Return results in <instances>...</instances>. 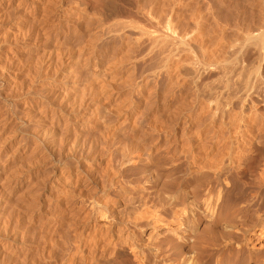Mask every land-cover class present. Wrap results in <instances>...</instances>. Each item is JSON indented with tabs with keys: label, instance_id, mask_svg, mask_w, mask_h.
Returning a JSON list of instances; mask_svg holds the SVG:
<instances>
[{
	"label": "bare ground",
	"instance_id": "obj_1",
	"mask_svg": "<svg viewBox=\"0 0 264 264\" xmlns=\"http://www.w3.org/2000/svg\"><path fill=\"white\" fill-rule=\"evenodd\" d=\"M40 1L41 0H34L33 1L35 3V4L33 3L35 5V7H34L35 10H41L42 11L41 6H43V5H41V2H43V0L41 2ZM49 1L51 3V0H49ZM49 1H46L45 3L47 4V2H49ZM54 1L55 0H53V2ZM56 1H58V0H56ZM61 2L62 1H60V3ZM45 3H43V4H45ZM56 4H57V2H56ZM106 4H107V2H106ZM53 5L50 4L51 7L46 6V8H45V6H43L45 9V12H46V13L43 12V14L41 13L43 17L40 20H42L43 24L48 22L49 19H53L52 17L56 16V15H54V13L58 12L59 10L64 11L65 14L67 13L68 9L64 10V8H65L64 5L58 6L59 5L58 4L57 8L55 6L52 7ZM62 15H64V13H62ZM35 20H38V19H35ZM37 22L39 23V20ZM34 23H35V21H34ZM43 27H44V25H43ZM43 27H41V28L43 29ZM47 29H48V27H47ZM262 32L258 35H255V37L258 39L257 40L258 44L255 42L256 40L255 41L252 40L254 35H253V37L251 36L252 38L250 37L245 43L247 44V42L250 39H251L250 44L254 41V43L257 44L256 46L258 47L257 49L259 50L258 53H260V55L262 57H264V34H263L264 32L263 33ZM245 40H246V38H245ZM234 43H236V42H234ZM244 44H242V45H244ZM236 48H238V47H236ZM51 49H53V48H51ZM232 49H233V47H232ZM53 50L50 52L48 51L49 52L48 55L46 54L47 58H48V62H49V63H47V65L50 67H51V65H53L54 57L57 53V50H59V49H56L54 51ZM237 50L238 49H236V51ZM239 51L241 52V49ZM240 52H238V53H240ZM77 55H78V53H77ZM30 57H32V56H30ZM61 57H63V55ZM203 57H204V55H203ZM166 58H168V57H166ZM175 58H176V56H175ZM38 59H39V57H38ZM263 59H262V61H263ZM115 61L117 62V60H115ZM178 61H179V59H178ZM204 61H205V59H204ZM233 61H235V60H233ZM122 62H123V60H122ZM134 62H135V60H134ZM58 63H60V62H58ZM125 63H128V62H125ZM162 63L160 62V64H162ZM201 63H202V60H201ZM228 63H231V61L229 60ZM228 63H227V65H228ZM97 64H96V62H95V64H93V62L92 63L89 62V65L87 66L88 68L91 69V71L89 70V74H90V72H91V75L93 73L95 75L94 77L95 78L97 77V79H99L98 81L102 80L105 83L107 80L106 79L107 78V76H106L107 71L105 74L104 73L105 71L103 69L101 70V68H100L101 66L99 67V65H97ZM110 64L112 65L113 63H110ZM200 65H202V64H200ZM72 66H74V65H72ZM195 66L197 68L196 67L193 68L194 66L191 67V65H190V67L188 69L190 74L188 73L189 74L188 77L190 78V75H192L191 77H193V76L196 77V79L198 81L200 78H203L204 76H206L203 74L207 73L206 71H208V70H207V67H205V66H200V67L197 65H195ZM259 66H260V64H259ZM176 67H177V65H176ZM183 67H184V65H183ZM230 67L231 66H229V68ZM106 68H107V66H106ZM229 68H228V66L226 67L227 72H228ZM119 69H121V68H119ZM226 69H223V67H222L221 70H226ZM230 69L232 70V67ZM244 69H246V68H244ZM33 70H35V69H33ZM56 70H57V68H56ZM238 70H239V68H238ZM66 71H67V73L66 72L62 73L61 76H57L56 78L54 76H56L58 73L56 74L55 71L53 73L49 72V73H51L50 78L54 75L53 76L54 79H52V83L50 82L51 88L48 90L46 89L47 90L46 91L45 87L48 85L50 86V84H46V86L43 85L44 86L43 91L45 92V95L48 96V94H51V95L53 94L52 97L55 96L56 98H60L59 99V100H61L60 102L55 101V104L57 105V107L56 106L55 107L58 109L57 110L54 109V111L53 110L50 111V110H48V108H46V109L44 108V106L46 107V105H44V106L37 105L38 102L40 101V99H39L37 104H36L37 106H35L36 108H35L34 114L32 116L33 117L32 122H34V124H33L34 130H32L31 132H32V135L34 136V137L32 136L34 138L33 139V142H34L33 145L34 146H27L29 144V142H28V144L26 143L27 140L24 142L18 141L19 145L17 146V149L15 150L17 152V156L20 158H23V157H25L24 154L31 149V152L29 154L30 155L29 161L26 162L27 164L21 162L23 159L21 161H19L20 159L18 160L19 167H16V169L18 168V172L16 171L17 176L16 177L14 176V178H17L16 182H17L19 187H21L24 184V180L26 178L27 172L29 173L28 177L31 181V188H30L31 190L30 189H28V190L31 191V193H30L31 196L30 195L29 196L31 197V201H30L31 202V205H30L31 209L30 210H32V211H30V212H32V213H30V212L29 213H30V216H32L30 218H32V224H31L32 225V228H31L32 229V232H31L32 239L31 240H33V241H31L32 242L31 243L32 244L31 245L32 246V253H31V255L29 254L31 256V258L28 257V258H30V262H28L29 260L27 261L29 264H211L212 256L214 257V255H215L214 264H242L241 257L244 253L247 252V254L248 253L253 254L255 251L264 250V145L263 146H258V145L256 146L254 144L255 146H245V145L244 146H241V145L238 146L239 144L237 145V144H235V142L244 144V142H242L244 140L239 141V142L235 141L234 136H232V137L234 139L233 141H235V142H232V143H234V145H237V146H234L233 144H232L233 146H213L214 141H212V139H211V141H212L211 144H213V145L211 146L209 144L210 142L208 143L209 136L207 138V135L211 131H209L206 135V132L208 131L207 125L209 123L206 125V123L203 121L207 122L206 118L208 116H205V115L207 114L206 112L208 110V105H209L208 99H210V98H208V97H210V95L213 92L215 93V91H211L210 88H212V90H213L218 85H216L214 88V87H210V85L207 86V84L206 85L203 84L205 82H203V83L201 82L200 83L201 85L198 88H196V86H195V85H197L196 80L194 79L195 82L192 80L195 83V85H194L195 88L198 91H196L194 89L193 90L196 91V93L197 92L201 93L203 96L201 95L200 98L201 97H203V98L201 99L200 103H199V101H197V99H195V102L197 101L199 103V104L197 103L198 104V108L196 107L197 110L193 107L188 108L189 106L185 104L186 106H188L185 108L189 109V110L187 109V112H186V117L188 118V122L186 121V123L188 124V126L191 129L195 128L197 130V133H195V135L196 134L197 135L196 136L194 135L195 138H193V139L189 138L188 142L186 140L184 141L183 139L186 138V136L190 135L189 134L190 132L187 134L186 131H184V130L182 131L183 128L185 129V126H184L181 129V132H185L184 134H186V135L184 136L183 133L180 135L179 134L176 135L177 137L183 135V137H181V138H183L182 140L184 142L183 141L179 142V143H184L183 145L180 144L181 146H171L173 143H175V141L174 142L172 141L171 142L172 144L169 142L170 146L168 144H167L168 145L167 146L165 144L166 140H163V141H165L164 142L165 145L161 146L158 143L159 142L158 139H161V138L156 139L157 137L156 138L153 137L154 135L152 134V132L157 133V134H159V132L162 133V131H164L165 122L168 121L170 123V120H167V119L165 120V118H167V115L169 113L171 114L169 108H172V106H173L172 111H173V109H174V111L176 110V105H174V104L171 105L173 100L168 101L167 99H165L166 97L163 100L158 99V103L155 106L156 108L154 107L155 108L154 109L152 107L154 109V111H150V112H152V115H150V116L147 115L150 118L152 116V119H149L150 121L151 120L152 121L146 122V125L148 123L149 126L145 127V132L141 131L142 133H146V135L145 134H144L145 136L144 135H138V137H136L137 141L136 140H135L136 142L134 141L136 143V146L130 145V144H132L131 142H133V141H131L129 139V136L127 137L125 135L126 133L124 134V132H123L124 136L121 132L122 137H124L123 139L125 140V141L123 140L125 143L124 146H107V145L106 146H94V145L93 146L92 145L91 146H84L85 144H83L82 141L84 140V142H85L87 139H84V138H87L88 136L87 137L82 136L84 134V132L82 133V127H85L87 125V124L85 125L84 123H86L88 121V119H90V117H92V115L94 116V118L92 117L93 120L91 118L92 121H95L97 123L99 122V124L101 122V124L104 125V127L101 126V128L98 127L99 125L97 126V128L100 130L103 127L102 131L104 133L105 130H107V129L110 130L109 128H111L113 123L116 122L115 120L119 118V117L117 118V116H120L121 113L127 111V109L124 108L126 110L123 111V109H121L119 107V104L116 105L117 106L116 107L114 105L117 103V102H115L116 100H114L115 103H112L110 100V97L112 95L107 96V93L109 91L108 92L106 90H105L106 92L102 91L105 93L101 94V95L95 93V91L98 92L97 90L101 89V86L103 89L107 86V83L105 84L106 86L104 85L105 86L104 87L103 85L100 86V84H98L95 81L96 84H94L92 82V86H90V87L94 86V90L96 87L98 88V89L96 88L97 90H95L94 93L91 92V97L92 98L95 97V100L87 98V100H88L87 102L90 101L92 103L91 100H93L95 102L94 106L91 104L93 107H96L92 111L91 105H89L85 101L86 99L81 97L82 95H85L84 92L86 90H89V88H90L89 85H91V84L88 83L87 88H86V85L83 86L85 84V82L82 80L84 83L82 82L83 85L81 86V84H80L81 79H79V74H80L79 71H81V70L78 71V69L73 68V69H69ZM85 71H87V70H85ZM121 71H122V69H121ZM186 71H187V69H186ZM186 71L184 73H186ZM56 72H59V71H56ZM181 72L183 73L182 69H181ZM111 73H113V72H111ZM111 73H110V75H111ZM241 74H243V73H241ZM241 74H240V76H242ZM91 75H89L90 78H91ZM115 75L117 76V73H115ZM182 75H181V77H182ZM112 76H113V74H112ZM116 76H113V78ZM119 76H120V74H119ZM119 76H118V79H119ZM131 76H129V78ZM177 76H180L179 73ZM172 77H174V76H171V78ZM188 77L186 76L184 78H188ZM116 78H114V79H116ZM123 78H124V76H123ZM109 79H110V77H109ZM176 79H177V77H176ZM258 79H260V78H258ZM178 80L179 79H177V81ZM230 80H229V83L231 85V83H233V82ZM236 80H239V79L237 78ZM109 81H110V83L111 82L113 83V80L111 81V79H110ZM118 81H120V79ZM171 81L174 83V81H176V80L171 79ZM177 81L174 84H177ZM189 81H191V80H189ZM259 81L257 80L256 84H258L257 82H259ZM107 82H108V80H107ZM110 83H108L109 85L106 89L112 87L111 91L115 92V89H113V86H112L114 83L113 84H110ZM118 83H120V82H118ZM229 83L227 82V84H229ZM241 83L244 84L243 81ZM246 83H248V82L246 81ZM97 84H98V86L95 87V85H97ZM174 84H173V86H174ZM126 85L128 87L129 84L127 83ZM247 85L248 84H246L245 87L243 85L242 86H243V88H246L249 86V85L248 86ZM250 85H252V82L250 83ZM80 86L86 88V89L83 88V90H85V91H83L81 96H80L81 93L79 94L80 89H82V88L79 89ZM117 86L118 87L115 86L116 89L119 88L120 84H118ZM135 86H137V85H135ZM138 86L136 88L139 89ZM219 86H221V88L222 87L225 88L224 84L223 85L220 84ZM235 86H236V83H235ZM130 87L131 86L129 85L128 88H130ZM218 87H217V89H218ZM231 87H233V84ZM231 87H229V85L227 86V88H231ZM133 88H134V86H132V90L130 89L131 93L134 91ZM168 88H169V86H168ZM243 88H242V91L244 90ZM249 88H251V87H249ZM249 88L244 90V92L245 91L249 92L248 91ZM256 89H257V87H256ZM38 90H40V89H38ZM38 90L37 91L35 90V92L38 93ZM91 90H93V89H90L89 92ZM219 90H221V89H219ZM232 90H234V88ZM240 90H241V88H239L238 91H235V92L232 91L233 93L232 92L231 93L236 98V96H237V94H239V92L242 95V92ZM117 91H119V90H117ZM120 91H122V90H120ZM228 91H229V89H228ZM228 91L226 90L227 94L230 93V92L228 93ZM89 92L87 91L86 94L89 95ZM183 92H184V90H183ZM219 92H221V91H219ZM40 93H42V88H41ZM40 93H38V95H40ZM100 93H101V91H100ZM127 93H128V95H130L129 92H127V90H126V94ZM196 93L194 96L195 97H196V95L199 96V94L198 93L196 94ZM231 93L229 95H231ZM42 94L44 95V93H42ZM94 94L95 95L97 94V95L95 96ZM51 95H49V96L51 97ZM212 95H211V97H212ZM232 95H231V97L234 98ZM241 95H238V96H241ZM256 95H258V94H256ZM47 96H45V97H47ZM131 96H133V95L131 94ZM214 97H216V96H214ZM120 98H122V97H120ZM239 98L238 99L236 98V99L239 100ZM36 99L37 98H35V100ZM47 99L48 98H46L44 100L46 101ZM155 99H157V98H155ZM230 99L228 100V102L230 101ZM250 99H251V97H250ZM127 100H128V98L126 99V101ZM147 100L145 99V101H147ZM176 100H178L177 97H176ZM192 100H194V99L192 98ZM211 100H212V98H211ZM211 100L209 102L214 101V102H216V104L217 103L220 104V101L218 102V100L216 101V99H214L213 101H211ZM220 100H221V98H220ZM51 101H50V103H51ZM122 101L119 100V103ZM181 101H178V102H180V104H182ZM221 101H224V100L222 99ZM240 101L242 102V100H240ZM52 102H54V98H53ZM178 102L176 101V103H178ZM214 102H213V104H214ZM225 102H226V104H228L227 100ZM231 102H233V101L232 100L230 101V105H231ZM235 102H236V100H235ZM50 103H49V105H50ZM138 103H139V105L141 104L140 102H138ZM123 104H125V103H123ZM219 104H217V105H219ZM262 104H264V103H262ZM120 105H122V104H120ZM146 105H147V103H146ZM149 105H151V104H149ZM189 105L192 106L191 104H189ZM221 105L223 106L222 102H221ZM112 106L115 109H111ZM194 106H195V104H194ZM228 106H229V104H228ZM141 107H142V105H141ZM182 107L183 106L178 105V107H177L178 114H180L182 111H183L182 113H184L185 109L179 110ZM219 107H218V110H221L223 108V107L222 108H219ZM226 107H227V105H226ZM144 108H147V107H145V105H144ZM144 108L142 110L139 108L138 109L143 111V110H145ZM52 109H53V107H52ZM223 109L224 110L221 111V113H222L221 115H223L225 117V116H227V114L229 112L228 111H227L228 113L225 112V109H226L225 106ZM128 110H129V108H128ZM146 110H148V108ZM149 110H150V107H149ZM178 110L181 112L179 113ZM168 111H169V113H168ZM213 111H212V113H213ZM173 113H175V112H173ZM219 113H220V111H219ZM181 114L178 116L180 117ZM132 115H134V114H132ZM137 115L139 116V114H137ZM140 115L143 116L144 114L141 113ZM175 115L173 114V118L177 117L176 113H175ZM208 115H210V114H208ZM221 115H220V117H221ZM125 116H126V114H125ZM125 116H124V118H125ZM204 116H205V120L203 119ZM87 117H88V119H87ZM129 117H130V115H129ZM169 117H170V115H169ZM183 117H185V116H183ZM183 117H181V120ZM228 117H229V115H228ZM120 118H122V117H120ZM127 118H126V120H127ZM225 119H226V121H225V124H226L228 118H225ZM247 119H249V118H247ZM259 119H261V118H259ZM145 121H147V120L144 119L143 125H144ZM183 121H184V119H183ZM87 123L89 124V122H87ZM91 123L94 125L93 122H91ZM91 123H90V125H91ZM123 123H125V122H123ZM127 123H129V122H127ZM227 124L225 127H227ZM83 125H85V126H83ZM166 125H168V124H166ZM171 126L168 125V127H166L165 129L167 130V128L169 129V127H171ZM221 126H222V124H221ZM173 127L174 126H172V128ZM186 127H187V125H186ZM189 127H188V129H189ZM104 128H105V130H104ZM132 128H130V129H132ZM142 128H144V127L142 126ZM210 129L212 130V128H210ZM22 130H24V129H22ZM22 130L19 132H22ZM100 130H98V131H100ZM108 130H107V132H105L106 133L105 136L108 135L107 134L109 132ZM193 130H190V131H193ZM228 131H227V133H229ZM101 132H99V133H101ZM115 132L116 131L114 130L113 134H115L116 137H119V136H117V133H115ZM165 132H167V134L170 135L169 130L165 131ZM88 133H90V132H88ZM103 133L101 135L103 137H105L103 135ZM109 133H110V135H108V136H111L112 131ZM118 133H120V132H118ZM135 133H133V134H135ZM17 134L18 133L16 132V135ZM22 134L20 137H22ZM193 134H194V132L192 133V135ZM225 134H226V132L224 133V136L227 135V134L226 135ZM136 135H134V136H136ZM163 135H164V132H163ZM165 135H166V133H165ZM211 135L212 134H210V137H211ZM245 135H246V133H245ZM245 135H243V136H245ZM139 136H143V137H139ZM228 136L231 137V133ZM20 137H19V139H20ZM232 137L229 138V139H231V141H232ZM241 137L237 136V138H239V140ZM260 137L262 138V136L259 135V137H257V139H259L260 144H262V143L264 144V142L261 141L264 138L260 139ZM97 138H99V137L97 136ZM154 138L156 139V141ZM181 138H179L180 141H181ZM117 139H120V138H117ZM167 139H169V138H167ZM225 140H226V138H225ZM177 141L178 140L176 138V142ZM256 142H257V140H256ZM104 143L105 142H103V144ZM208 144L210 146H208ZM230 144H231V142H230ZM109 145H111V144H109ZM246 145H247V143H246ZM170 173H173V175H174V173L177 174L179 177V180L176 183H174L175 179L178 178V177H176L177 175H174L176 178L171 180V182L173 181L172 184H174V185L170 184V186H167V184H169L168 182H170L168 180L169 176L174 177V176H172V174L170 175ZM9 177H10V175H9ZM240 179H241L240 185L243 184V187H245V189L248 191V196H249L248 197L246 195V197L249 198V199L247 198L248 202L246 204L247 205L246 207H247V210L249 211V214L247 217H245L244 222L242 224H240L241 226L238 225L237 221H235L236 218H234V217L236 215L235 216L233 215L234 219L232 217H229L230 214L227 215V208H229L227 206L230 203L229 198H231V196H232L231 191L233 190V188L236 186V184L239 182ZM244 179H245V182L242 183V180H244ZM28 185H30V184H28ZM237 185H239V184H237ZM28 188H29V186H28ZM238 189H241V188H238ZM232 194H233V191H232ZM17 217H19V216H17ZM16 221H18V220H16ZM14 225H15V223H14ZM29 225H27V226H29ZM27 230H29V229H27ZM26 233H28V232H26ZM224 235H226V236L224 237ZM229 235H232L233 240L232 239L229 240V238L231 237V236L229 237ZM17 238H19V240H20L22 237L21 238L17 237ZM226 238L228 239V241ZM223 239H224V241H223ZM14 240H16V239H14ZM19 240H18V243L22 242V241L19 242ZM227 251H229V252L231 251L230 253H232L234 255L232 256V254H231V255L226 256V253L229 254ZM18 253H20V252H18ZM212 253H215V254L212 255ZM256 254H259V253H256ZM21 262H23V261H21ZM17 264H18V262H17ZM257 264H259V262Z\"/></svg>",
	"mask_w": 264,
	"mask_h": 264
},
{
	"label": "rangeland",
	"instance_id": "obj_2",
	"mask_svg": "<svg viewBox=\"0 0 264 264\" xmlns=\"http://www.w3.org/2000/svg\"><path fill=\"white\" fill-rule=\"evenodd\" d=\"M33 1L34 0H0V46H1L0 47V162H1L0 163V174H1L0 175V264H7V263L8 264H17V262L19 264L21 261H23V262H21L22 264H24V263L29 264L28 262H30V258H31L30 255L32 253V246H31L32 242L31 241H33V240H31L32 239V235H31L32 218H30V217H32V216H30V213H32V212H30V211H32V210H30L31 209L30 208V205H31V202H30L31 201V197H30L31 194L30 193H31V191H29L28 189L31 188V181L28 177L29 173L27 172L26 178L24 180L25 185L23 184L21 187H19L17 182H16L17 178H14V176L15 177L17 176L16 173L18 172V168L16 169V167H19L18 160L20 159L19 161H21L23 159L21 161L23 163H26L27 161H29V158H30L29 154L31 152V149L24 154L25 157H23V158L18 157L17 152L15 150L17 149V146L19 145L18 141L24 142L27 140L26 143L28 144V142H29V144L27 146H34L33 145L34 144V142H33L34 136L32 135L31 131L34 130V125H33L34 122H32V120H33L32 116H33L35 108H36L35 106L46 105V107L44 106V108L45 109L48 108V110H50V111H52V110L54 111V109H56V110L58 109V108H56L57 105L55 104V101L60 102L61 101V100H59L60 98H56L55 96L52 97L53 94L52 95L48 94V96L51 95V97L50 96L48 97L47 95H45V92L43 91L44 90L43 85L46 86V84H50V86L48 85L45 87V90L50 89L52 79H54V77L56 78L57 76H61L62 73H65V72L67 73L66 70L73 69V68L78 69V71L81 70V71H79V73L81 74V75L79 74V79H81L80 84L82 86L83 85L82 82L84 81L85 84L83 86L86 85V88H87L88 83L91 84V85H89V87L92 86V82L94 84H96V82H97L98 84H100V86L101 85L104 86L107 83V86L105 85L106 87L104 86L105 87L104 89L101 86L100 90L96 87V86H98V84L95 85V87L98 89L97 90L95 88V90H97L98 92H96L94 90V86L90 87V88L88 87L89 90L93 89L90 92H89V90H86V91L83 90V88L84 89H86V88L80 86L79 89L80 88H82V89H80L79 94L81 93L80 94V96H81L83 91H85L84 94L86 96L82 95L81 97L86 99L85 100L86 102L88 101L87 98L95 100V97H93V98L91 97V92L94 93V91H95V93L101 95V94H104L106 91L107 92L109 91L107 93V96L112 95L110 97L111 102L112 103L117 102L114 105L116 106L119 104V107L121 109H123V111L127 109V111H125V112H123L121 110L123 113H121L120 116H117V118L119 117L118 119L115 118L116 119L115 120L116 122H114L115 124L113 123L111 128H109L112 131L111 136H108V135H110L109 132H111L108 129H107L109 131L107 133L108 135L105 136V134H106L105 132H107V130H105V128H104L105 132L103 133L102 130H103L104 125L101 124V122L99 124V122L97 123L95 121H92L94 118L93 115H92L93 118L90 117V119H88V117H87V119H88L87 122H89V124L87 122L84 124L85 125L87 124L89 127L87 125L86 126L83 125L87 129L85 127H82V133L84 132V134L82 136H84V137L88 136L87 138L83 137L84 139H87L85 142H84V140L82 141V143L85 144L84 146H91V145L92 146L93 145L94 146H106V145L107 146H124L125 140L123 139L124 137H122L123 132H124V134L126 133L125 135L127 137L129 136V139L131 141H133V142L135 140L137 141L136 137H138V135H144V134L146 135V133H142V132H145V127L149 126L148 123L146 125V122L152 121V120L151 121L149 120V119H152V116H151V118L148 117V116L152 115V112H150V111H154V109L156 108L155 106L158 103V99L163 100L165 97H166L165 99H167L168 101L173 100L171 105H173V104L176 105V110L174 111V109H173V111H172L173 106H172V108H169L171 114L168 111L169 114L167 115V118H165V120L166 119L170 120V123L168 121H166L167 123L165 122L164 131H162V133L159 132V134H157V133L152 132V134L154 135L153 137H155V138L157 137L156 139L161 138V139H158L159 142L157 141L161 146H164L165 144L169 145V142L171 143L172 141L173 142L175 141V143H173V144L171 143L172 144L171 146L183 145L184 143H179V142H182L183 140L184 141L186 140L188 142L189 138L193 139L197 135V134L195 135V133H197V130L195 128H193L194 130L191 129L188 126V124L186 123V121L188 122V118L186 117V112H187L188 108H192V107L195 109H196V107L198 108V104L200 103V101L203 97L200 98V96L202 94L199 92H197L199 94V96L196 95L197 98L194 95H195L196 91H198L196 88H198L201 85L200 84L201 82L202 83L205 82L203 84H205V85L207 84V86L210 85V87H214V88L216 85L219 86L220 84L221 85L224 84V86H225V88H223V87L221 88V86H219V87L217 86L218 89L216 87L213 90H212V88H210L211 91H215V93L213 92L212 93L213 95L211 94L212 97L210 95V97H208L210 99H208V100L210 101L211 98H212L211 101L216 99V101L217 100H218V102L220 101V104L217 103V104H219V105H217L216 102H214V101H213L214 104H213V102L208 101V103H209L208 110L206 112L207 114L205 115V116H208L206 118L207 122L203 121L206 123V125L209 123L207 125L208 131L206 132V135L209 131H211L207 135V138L209 136V140L207 139L208 143L210 142L209 144L211 146L213 144H214L213 146H233L234 143H232V142H235V141L239 142V141L244 140V141H242V142H244V144L237 143V142H235V144H237V145L239 144L238 146H240V145L241 146H244V145L245 146H255V145L256 146L257 145L263 146L264 145L263 143L260 144L259 139H257V137H259V135L262 136V138H264V122H263L264 121V116H263L264 115V104H262V103H264V88H263L264 87L263 86L264 85V71H263L264 70V62H263L264 57H262L260 55V53H258L259 50L257 49L258 47L256 46L258 44V42H257L258 39L255 37V35L260 34L262 31L264 32V0H110V1L109 0H60V1H62L61 3L59 0L58 1L55 0L57 2V4L55 1H54L55 2L54 3L53 0H51V3L49 0H43V2H41L42 1L41 0L40 1L41 5L45 6V8H46V6L51 7L50 4L51 5L54 4L52 7L55 6L57 8L60 5H64L65 6V8L63 7L64 10L68 9L67 10L68 14L67 13L65 14L64 11L59 10L58 12L54 13V15H56L57 17L53 16L52 17L53 19H49V21L44 23V24H43L42 20H40V19H42V17H43L42 14H43V12H45V9L43 6H41L42 11L41 10H35V8H34L35 3ZM46 1H49V2H47L48 5L45 3ZM106 2H107V4H106ZM43 3H45V4H43ZM62 13H64L65 16L62 15ZM35 19H38L39 23L37 22L38 20H35ZM34 21H35V23H34ZM43 25H44V27H43ZM46 26L48 27V29ZM41 27H43V29ZM253 35H254V37H253ZM250 37L252 38V40H254V41L256 40L255 42L257 44L254 43V41L250 44L251 39L246 44L245 42ZM245 38H246V40H245ZM234 42H236V43H234ZM242 44H244V45H242ZM232 47L234 50L232 49ZM236 47H238V48H236ZM51 48H53L54 50H56V49H59V50H57V53H56V55L54 57V61H53L54 63L50 67L47 65V63H49L47 55L50 51L53 50ZM236 49H238V50L236 51ZM240 49H241V52L239 51ZM238 52H240V53H238ZM77 53H78V55H77ZM62 55H63V57H61ZM203 55H204V57H203ZM30 56H32V57H30ZM175 56H176V58H175ZM38 57H39V59H38ZM166 57H168V58H166ZM261 58L263 59V61ZM178 59H179V61H178ZM204 59H205V61H204ZM115 60H117V62ZM122 60H123V62H122ZM134 60H135V62H134ZM201 60H202V63H201ZM229 60L231 61V63H228ZM233 60H235V61H233ZM58 62H60V63H58ZM89 62H91V63L93 62V64H95V62H96V64L98 63L97 65H99V67L101 66L100 68H101V70L103 69L105 71V72L103 71L105 74L107 71V75H106L107 78L106 79L108 80V82H107V80L105 83L102 80L98 81L99 79H97V77L95 78L94 77L95 75L93 73H92L93 76L91 75V72L89 74V70L91 71V69L87 67L89 65ZM125 62H128V63H125ZM160 62L161 63L163 62V63L160 64ZM110 63H113V64L111 65ZM227 63H228V65H227ZM200 64H202V65H200ZM259 64H260V66H259ZM72 65H74V66H72ZM176 65H177V67H176ZM183 65H184V67H183ZM190 65H191V67L194 66L193 68L196 67L195 65L207 67V70H208V71H206L207 73L203 74L206 76H204V77L202 76L203 78H200L198 81H197L196 77H194V76H193L194 78L191 77L192 75H190V78H189L188 76L190 73H189L188 69H189ZM106 66H107V68H106ZM221 66L223 67V69H226L227 66H228V68H229V66H231L232 70L230 69L231 67L228 69V72H227V69L221 70L222 69ZM56 68H57V70H56ZM119 68H121L123 72ZM238 68H239V70H238ZM244 68H246V69H244ZM33 69H35V70H33ZM181 69H182L183 73L187 69V71H186L187 74L186 73L183 74L181 72ZM85 70H87V71H85ZM54 71L56 74L57 73L58 74L56 76L53 75L54 77L52 76L53 78L52 77L50 78V76H51L50 74L53 73ZM56 71H59V72H56ZM49 72H51V73H49ZM111 72H113V73H111ZM110 73H111V75H110ZM115 73H117V76L115 75ZM178 73L180 76H177ZM241 73H243V74H241ZM112 74H113V76H116L117 78L114 77V78H116V79H114ZM119 74H120V76H119ZM240 74L242 76H240ZM89 75H91V78L93 77L92 78L93 80L90 78ZM128 75L129 76L132 75V76L129 78ZM181 75H182V77H181ZM108 76L110 77L111 81L113 80L114 84L112 82L110 83V81H109L110 79ZM118 76H119L120 81H118L119 80ZM123 76H124V78H123ZM171 76H174V77L171 78ZM186 76L188 78H184ZM176 77H177V79H179L178 81H177ZM257 77L260 79H258ZM237 78L239 80H236ZM171 79L176 80L177 84H174V83H176V81H174V83H173L171 81ZM188 79L191 81H189ZM194 79L196 80L197 85H195ZM229 80L233 82V83H231V85L229 83ZM257 80L258 81L260 80L259 82H257L258 84H256ZM226 81L229 84H227ZM242 81L244 82V84L241 83ZM246 81L248 83H246ZM118 82H120V83H118ZM126 82L131 86L130 88H128L129 85L127 87ZM171 82L174 84V86ZM249 82L250 83L252 82V85H250ZM108 83L113 84L112 86H113V89H115V92L111 91L112 87L108 88L109 90L106 89L109 85ZM235 83H236V86L238 88L235 86ZM118 84H120V86L118 89H116L115 86L118 87L117 86ZM225 84L227 86L229 85V87H231L233 84V87H231V88L232 89L234 88V90H232L231 88H227V86ZM241 84L244 87L246 86V84H248L249 86L247 85L248 87L243 88V86ZM135 85H137V86L139 85L138 86L139 89L136 88L137 86H135ZM194 85L196 86V88ZM132 86H134L135 89L133 88L134 91L131 93L130 89L132 90ZM168 86H169V88H168ZM249 87H251V88H249ZM256 87H257V89H256ZM37 88L40 90H38ZM41 88H42V93H44V95L42 93H40ZM239 88H241L240 91L242 92V95L240 94V92H239V94H237V96L235 95L237 99L240 97L239 100H237L232 95V93L235 91H238ZM242 88L244 90L249 88V90H248L249 92H246V91L244 92V90L242 91ZM193 89L196 91H194ZM219 89H221V90H219ZM228 89H229V91H228ZM35 90L36 91L38 90V93H40V95L42 94L43 96L42 95L41 96L43 98L40 95H38V93L35 92ZM117 90H119V91H117ZM120 90H122V91H120ZM126 90H127V92H129L130 95H128V93L126 94ZM183 90H184V92H183ZM226 90L228 91V93L229 92L231 93L233 91L231 93V95L234 98H232L231 95H229L230 93L227 94ZM87 91L89 92V95L86 94ZM100 91H101V93H100ZM102 91H105V92H102ZM219 91H221V92H219ZM131 94L133 96H131ZM256 94H258L259 96ZM238 95H241V96H238ZM45 96H47V97H45ZM214 96H216V97H214ZM120 97H122L123 99ZM124 97L126 99L128 98V100L126 101V99ZM160 97L161 98L163 97V98L161 99ZM176 97L178 100H176ZM250 97H251V99H250ZM35 98H37V99L35 100ZM46 98H48V99L45 101L44 99H46ZM53 98H54V102H52ZM138 98L139 99L141 98V99L139 100ZM155 98H157V99H155ZM192 98L194 100H192ZM220 98H221V100L223 99L224 101H221ZM39 99H40V101L38 102ZM145 99L146 100L148 99L147 100L148 102L145 101ZM195 99H197V101H199V103L197 101L195 102ZM229 99H230V101L231 100L233 101V102H231V105H230V101L228 102ZM93 100H91L92 103L90 101L87 103L89 105L92 104L94 106L95 102ZM114 100H116V101L114 102ZM119 100H121V101L125 100L126 102L122 101L119 103ZM226 100H227V103L229 104V106H228V104H226V102H225ZM235 100H236V102H235ZM240 100H242V102ZM50 101H51V103H50ZM176 101L177 102L181 101L182 104H180V102L176 103ZM37 102H38V104H37ZM138 102H140L141 104L139 105ZM221 102H222L223 106L221 105ZM49 103H50V105H49ZM123 103H125V104H123ZM146 103H147V105H146ZM120 104H122V105H120ZM149 104H151V105H149ZM177 104L184 107V108L182 107L180 109L178 108L179 110H184V109L186 110V111L184 110V113H182L183 111L181 112L178 110L179 113L180 112L182 113V114L180 113L181 114L180 117L178 116L180 114H178V112H177V107H178ZM185 104L188 105L189 107L186 106ZM189 104H191L192 106H190ZM194 104H195V106H194ZM92 105H91V107H92V111H93V109H95L96 107H93ZM141 105H142V107H141ZM144 105H145V107L148 108V110H146L147 108H144ZM226 105H227V107H226ZM113 106L111 107V109H115ZM224 106L226 109L228 108L227 110L225 109V112L226 113L229 112L227 114V116H225V117L223 115H221L222 114L221 111L224 110L223 109ZM52 107H53V109H52ZM149 107H150V110H149ZM152 107L153 108L155 107V108L153 109ZM185 107H188V108H185ZM218 107L219 108L223 107V108L221 110H218ZM250 107L251 108L253 107V108L251 109ZM124 108H126V109H124ZM128 108H129V110H128ZM138 108L141 110L144 108L145 110L141 111ZM212 111H213V113H212ZM219 111H220V113H219ZM173 112H175L177 114V117H175L176 115ZM141 113L144 114L145 116L140 115ZM172 113L175 115L174 117L176 119L173 118ZM125 114H126V116H125ZM132 114H134V115H132ZM137 114H139V116ZM208 114H210V115H208ZM129 115H130V117H129ZM169 115H170V117H169ZM220 115H221V117H220ZM228 115H229V117H228ZM124 116H125V118H124ZM183 116H185V117H183ZM205 116L203 118L204 120H205ZM120 117H122V118H120ZM181 117H183L182 120H181ZM91 118H92V120H91ZM126 118L128 121L126 120ZM143 118L145 120H147V121H145L144 125H143V121H144ZM225 118H228L227 122H226V124L228 123L227 127H225L226 126V124H225L226 119ZM247 118H249V119H247ZM259 118H261V119H259ZM183 119H184V121H183ZM91 122H93L94 125ZM123 122H125V123H123ZM127 122H129L130 124ZM90 123H91V125H90ZM166 124H168L169 126L172 125L174 127L172 128V126H171V127H169V129L167 128V130H166L165 128L168 127V125H166ZM221 124H222V126H221ZM186 125H187V127H186ZM97 126L99 128H101V126H103V127L100 130L97 128ZM142 126L144 128H142ZM184 126H185V129L183 128ZM188 127L190 130H193V131H190L188 129ZM19 128L20 129L22 128L25 131L21 129L22 132H19V131H21ZM130 128H132V129H130ZM210 128H212V130ZM181 129H182V131L183 130L186 131L187 134L190 132L189 133L190 135L186 136V138H184V139L181 138V137H183V135L184 136L186 135V134H184L185 132H181ZM98 130H100V131H98ZM114 130L116 131L115 133H117V136H119V137H116V135L113 134ZM168 130H169L170 135L167 134V132H165ZM87 131L90 132L91 134L88 133ZM224 131L227 134V135L225 134L226 136H224V133H225ZM227 131L229 133H227ZM16 132L18 133L17 135H16ZM99 132H101V133H99ZM118 132H120V133H118ZM121 132H122V134H121ZM163 132H164V135H163ZM193 132H194V134L192 135ZM244 132L246 133V135ZM102 133L105 137H103L101 135ZM133 133H135V134H133ZM165 133H166V135H165ZM182 133H183V135H181L179 137L176 136V135H178V134L180 135ZM230 133H231V137L234 136L235 141H233L234 140L233 137H232V141H231V139H229V138H231L230 136H228V135H230ZM21 134H22V137H20ZM124 134H123V136H124ZM210 134H212L211 137H210ZM242 134L245 136H243ZM134 135H136V136H134ZM97 136L99 138H97ZM237 136L238 137L242 136L241 137L242 139L240 138V140H239V138H237ZM19 137H20V139H19ZM139 137H143V136H139ZM117 138H120L121 140L117 139ZM167 138H169V139H167ZM176 138H177V140H178L177 142L179 144L176 142ZM179 138H181V141ZM225 138H226V140H225ZM262 138L260 137V139H262ZM156 139H155V141H156ZM211 139H212V141H214L213 144H211V142H212ZM255 139L257 140V142ZM163 140H166L165 144H164L165 141H163ZM263 140L264 139H262L261 141L264 142ZM103 142H105V143L103 144ZM133 142H131L132 144H130V145L136 146V143L135 142L133 143ZM230 142H231V144H230ZM108 143L111 145H109ZM246 143H247V145H246ZM209 144H208V146H210ZM237 145H234V146H237ZM171 174H172V176L177 175L175 173H174V175H173V173H170V175ZM9 175H10V177H9ZM176 177H178V175ZM176 177L175 176L174 177L169 176L168 180L171 182V180H173ZM178 180H179V177L177 179H175L174 183H176ZM240 181H241V179L237 183L239 185L236 184V186L233 188V190H232L233 194L231 191L232 196L230 195L231 196V198H229L230 203L227 206V207H229V208H227V215L230 214L229 217H232V218L236 215L234 218H236L235 221H237L238 225L242 224L244 222L245 217H247L249 214V211L247 210V207H246L247 206L246 204H247L248 199H249L248 198L249 197L248 191L245 189V187H243V184L240 185ZM170 182H168L169 184H167V186H170V184L174 185V184H172L173 181L171 183ZM244 182H245V179L242 180V183H244ZM27 183L30 185H28ZM28 186H29V188H28ZM238 188H241V189H238ZM246 195L248 197H246ZM17 216H19V217H17ZM16 220H18V221H16ZM14 223H15V225H14ZM27 225H29V226H27ZM27 229H29V230H27ZM26 232H28V233H26ZM18 234L19 235L21 234L22 236L21 235L19 236ZM226 235H224V237ZM17 237H20V238L22 237L23 239L21 238L19 240V238H17ZM229 237H230L229 240L230 239L233 240L232 235H229ZM14 239H16V240H14ZM18 240H19V242L20 241H22V242L18 243ZM223 241H224V239H223ZM227 241H228V239H227ZM18 252H20V253H18ZM227 252L229 254L226 253V256L232 254V253H230L231 251L230 252L227 251ZM256 253H259V254H256ZM213 254H215V253H212V255ZM233 255L234 254H232V256ZM28 257H30V258H28ZM241 259H242V264H257L258 262H259V264L261 262H262L261 264H264V250L255 251L253 254H250V253L247 254V252H246L242 255ZM214 262H215V255H214V257L212 256L211 264H214Z\"/></svg>",
	"mask_w": 264,
	"mask_h": 264
}]
</instances>
